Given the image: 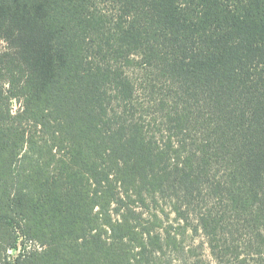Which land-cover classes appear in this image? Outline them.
<instances>
[{"label": "trees", "instance_id": "trees-1", "mask_svg": "<svg viewBox=\"0 0 264 264\" xmlns=\"http://www.w3.org/2000/svg\"><path fill=\"white\" fill-rule=\"evenodd\" d=\"M0 41V264H173L167 209L264 264V0H0Z\"/></svg>", "mask_w": 264, "mask_h": 264}, {"label": "rangeland", "instance_id": "rangeland-1", "mask_svg": "<svg viewBox=\"0 0 264 264\" xmlns=\"http://www.w3.org/2000/svg\"><path fill=\"white\" fill-rule=\"evenodd\" d=\"M11 49L5 41H0V55L10 52ZM18 108V105L15 104ZM168 218H163L167 223L174 225L173 229L181 235L179 238V244L182 248L180 252L170 253L173 264H217V260L211 253L208 243L202 236H194L191 232L183 231L180 227H177V221H175V215L171 213L169 209L166 210ZM166 229L168 227H160ZM160 228L156 229L160 231ZM170 228V227H169ZM30 246L29 244L27 245ZM19 251H10L11 255H17ZM184 253V254H183Z\"/></svg>", "mask_w": 264, "mask_h": 264}]
</instances>
